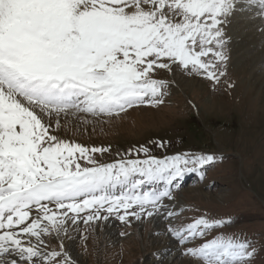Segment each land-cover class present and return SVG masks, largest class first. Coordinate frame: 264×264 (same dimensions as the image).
<instances>
[{
  "label": "snow or ice",
  "instance_id": "snow-or-ice-1",
  "mask_svg": "<svg viewBox=\"0 0 264 264\" xmlns=\"http://www.w3.org/2000/svg\"><path fill=\"white\" fill-rule=\"evenodd\" d=\"M253 3L264 16V0ZM234 10V0H0V264H78L65 241L81 225L87 240L100 221L149 218L186 264H252V242L225 231L231 216L189 218L177 203L184 177L203 179L216 152H171L159 139L106 160L110 146L69 134L163 105L175 83L164 73L219 85Z\"/></svg>",
  "mask_w": 264,
  "mask_h": 264
},
{
  "label": "rangeland",
  "instance_id": "rangeland-1",
  "mask_svg": "<svg viewBox=\"0 0 264 264\" xmlns=\"http://www.w3.org/2000/svg\"><path fill=\"white\" fill-rule=\"evenodd\" d=\"M251 1L234 0L235 10L225 26L230 38L224 49L228 57L227 75L219 85L201 76L164 73L175 83L163 105L129 110L119 119L96 118L89 125L77 122L75 127L70 126L69 134L74 141L89 147L110 146L106 160H112L117 152L123 153L133 144L159 139L171 141V152L187 149L216 152L222 159L205 169L203 179L192 174L181 183L178 205L189 218L195 215L193 208L231 216L234 223L225 231L243 234L257 249L252 264H264V110H259L264 99V73L260 71L253 76L250 71L254 57L237 61L235 53L240 49L233 44L237 42L236 34L246 27L245 15L254 9L261 11L253 2L249 5ZM238 11L243 16L236 19ZM252 29L255 27L250 32ZM224 80L234 83V87L228 88ZM108 222L92 225L85 233L87 240L81 239L83 225L79 231L70 233L73 239L69 240L76 241L78 264H155L153 253L157 250L167 260L168 252L151 242L155 237L153 218L117 225L121 231L128 227L125 239L109 236ZM139 222L146 224L139 227ZM149 223H153L151 228ZM148 240L151 244H147ZM180 252L179 248L177 264L186 261Z\"/></svg>",
  "mask_w": 264,
  "mask_h": 264
},
{
  "label": "bare ground",
  "instance_id": "bare-ground-1",
  "mask_svg": "<svg viewBox=\"0 0 264 264\" xmlns=\"http://www.w3.org/2000/svg\"><path fill=\"white\" fill-rule=\"evenodd\" d=\"M241 12H243V11L241 10ZM241 12L238 11V13L235 15L236 19L243 16V14ZM259 13H260L259 10L256 11L254 9V10H252V12L250 11V13L248 15H245L247 17V20L245 21L246 27L242 32H240L239 34H236V35H238V36H236L237 42H233V44L236 43L237 47L240 49L239 51L237 50L238 51L237 53H235V56L237 55V57H236L237 61H241L244 57H246V58L247 57L250 58L252 56L254 57V58H252L253 67L251 68V71H250V73L253 76L256 75L260 71H263L262 73H264V16H261ZM253 27H255V30L252 29L253 31L250 32V29ZM261 87H262V85H261ZM262 90L264 91V86H263ZM262 90H261V93H262ZM259 110H261V111L264 110V99L260 103V109ZM177 203H179V202H177ZM153 222L155 224L154 225V229H155L154 233H157V232L163 233L164 232V221H162L159 218H155V219H153ZM139 223H140L138 225L139 227H144L146 224V223L143 224V222H139ZM152 225H153V223L152 224L149 223V226L148 225L147 226L151 228ZM114 226H116V224L112 223L111 221H109L106 224V227H107L106 233L111 237H117L120 234V232H119L120 229H118L117 227L114 228ZM133 238H135V236ZM65 242H66L67 248L70 251V253L73 255V257L76 260H78L76 257V251H77L76 241L66 239ZM151 242L157 248L158 247L161 248L162 251L164 250V251L168 252V255H167L168 258L166 261L170 262V264H177V254L179 253V247L176 245V243L174 241L164 239L162 237H158L155 235V237L152 239ZM149 243H150V241L148 240L147 244H149ZM183 264H186V261H183Z\"/></svg>",
  "mask_w": 264,
  "mask_h": 264
}]
</instances>
